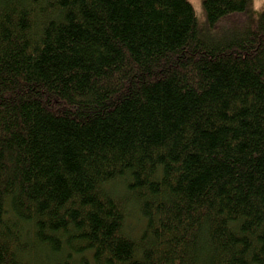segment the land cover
I'll return each instance as SVG.
<instances>
[{"label": "trees", "instance_id": "obj_1", "mask_svg": "<svg viewBox=\"0 0 264 264\" xmlns=\"http://www.w3.org/2000/svg\"><path fill=\"white\" fill-rule=\"evenodd\" d=\"M202 4L0 0V264H264V9Z\"/></svg>", "mask_w": 264, "mask_h": 264}, {"label": "rangeland", "instance_id": "obj_2", "mask_svg": "<svg viewBox=\"0 0 264 264\" xmlns=\"http://www.w3.org/2000/svg\"><path fill=\"white\" fill-rule=\"evenodd\" d=\"M187 1L190 2L191 5L194 7L199 24L203 26L205 20V14H204L202 0H187ZM254 9L258 13L262 12L264 9V0H254ZM226 32H227V25L221 29V32L219 31L218 33H215V36L218 38H222L224 37Z\"/></svg>", "mask_w": 264, "mask_h": 264}]
</instances>
